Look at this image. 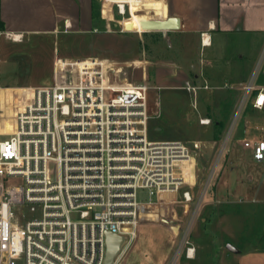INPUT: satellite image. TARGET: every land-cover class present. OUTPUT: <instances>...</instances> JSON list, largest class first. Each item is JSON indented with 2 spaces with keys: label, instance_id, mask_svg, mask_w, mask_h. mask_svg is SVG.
<instances>
[{
  "label": "built area",
  "instance_id": "1",
  "mask_svg": "<svg viewBox=\"0 0 264 264\" xmlns=\"http://www.w3.org/2000/svg\"><path fill=\"white\" fill-rule=\"evenodd\" d=\"M99 1L115 6L123 21L131 18V3H138V15L146 12L153 20L158 19L155 12L144 4L164 2ZM91 64L78 65L62 84L35 89L15 113L13 131L0 134L7 138L0 141V264H104L106 235L122 236L126 245L142 216L141 206H159L171 195L183 219L169 227L175 241L165 264L193 260L196 249L190 238L199 201L191 206L193 195L183 188L194 186L200 144L151 141L145 81L118 85L102 62ZM254 79L240 86L238 113L247 108L264 112V86ZM181 89L195 97L200 90L233 87L186 80ZM209 122L200 120L202 125ZM260 131L241 146L253 161L264 163V128ZM229 132L216 167L227 152ZM189 163L193 179L188 182L183 170ZM140 191L149 201H138Z\"/></svg>",
  "mask_w": 264,
  "mask_h": 264
},
{
  "label": "rangeland",
  "instance_id": "2",
  "mask_svg": "<svg viewBox=\"0 0 264 264\" xmlns=\"http://www.w3.org/2000/svg\"><path fill=\"white\" fill-rule=\"evenodd\" d=\"M166 1L168 0H164L165 3ZM93 6L99 15L94 19L101 20H97L101 25L99 26L100 30L112 32L118 38L117 51L115 56L113 55L112 61L115 63V71L110 75L111 80L118 85L136 84L143 80L148 87L149 139L151 141H178L186 145L192 142L200 144V150L196 154L193 166L194 186L189 188L186 185L183 188L190 190L193 195L191 206L199 201L190 238L196 249V257L193 262L183 258L180 264H208V252L211 251L208 248V240H221L219 227L221 211L219 210L220 206L215 204L213 195L217 182L226 171L240 169L243 177L241 181L247 194L244 203L240 201L239 205L234 206V211L230 210L228 224L235 225L234 222H236L241 225L243 230L240 235L245 252L249 251L250 253L253 248L264 251V163L253 161L246 149L241 148L240 143L251 133L259 136L262 134L260 128H264V115L260 113H255L253 116L243 115L244 111L238 113L242 98L238 80H242L247 74L246 69L249 67L246 63L247 61L249 63L254 57L256 41L250 39L249 36H243L237 40V43L244 44L245 56L240 64L236 55L232 56V60L245 66H231L233 71L226 73L228 78H231L227 84L233 87L232 90H200L194 97L181 89L183 82L190 80L197 83L194 80V75L200 74L204 75L208 81V73H206L205 67L199 64V61L204 57L191 38L169 35V41H166L157 34H138L126 28L127 26L124 24L131 18L127 19V16L124 22L118 16L115 6L100 1L93 3ZM139 15L147 14L144 12ZM247 44H251V46ZM168 45L171 46V49H168ZM24 48L32 49L33 47ZM233 50L230 48L228 53H232ZM2 56L3 50H0V57L2 58ZM132 56H136L140 61L149 60L150 64L134 65L129 63ZM192 66H195V70H192ZM120 68L121 70L118 71L117 69ZM31 70V60L24 54L1 61L0 86L28 83L32 77ZM43 72L44 69L40 70L38 75ZM252 77L255 78L254 80L264 79V48L256 57L247 82ZM15 97L17 100L18 94ZM201 119H207L210 122L207 125H202L200 124ZM244 119L250 124L248 128L244 126ZM215 120L223 122V134L218 140L214 137L213 131ZM12 124L13 119L0 122V134L8 135V126H12ZM228 132L230 137L227 142V152L225 150V155L219 160L216 167L220 144ZM4 136H0V141L7 139ZM189 173L192 178V172L188 169V173L185 174L186 180ZM247 175L251 176L250 181L245 178ZM167 198L161 202L163 204L149 207L150 212L154 216L169 221L174 216L175 220L171 223L176 224L181 215L180 205L174 195ZM152 200L155 201V198ZM138 201L142 203L149 201L147 193L140 191ZM146 207L147 205L141 206V212L145 211ZM213 207L218 208L219 211L215 210L211 217L208 212ZM149 216L148 214L140 216L134 235L129 241L126 240L124 253L118 258L117 264L121 259V264H160L166 252V256L169 254L168 248L171 242L169 236L166 235L161 225L147 224L153 223V219ZM210 222L213 223V229L208 228ZM172 239L174 242L173 236ZM234 240L230 246L237 243Z\"/></svg>",
  "mask_w": 264,
  "mask_h": 264
},
{
  "label": "crops",
  "instance_id": "3",
  "mask_svg": "<svg viewBox=\"0 0 264 264\" xmlns=\"http://www.w3.org/2000/svg\"><path fill=\"white\" fill-rule=\"evenodd\" d=\"M97 1L0 0V50H3L0 63L13 56L24 54L31 60L32 65V77L28 83L0 86V122L11 119L27 101L32 99L35 89L64 83L66 77L75 71L78 65L92 67L91 61H100L103 64V70L108 75H112L115 71V63L112 61L117 51L118 38L112 32H102L99 27L101 20L97 19L99 20L97 21L93 18L92 4L99 2ZM144 8L154 11L158 19L172 16L180 20L178 31L147 34H157L166 41H169V35L189 37L195 42L200 54H203L204 58L206 56L199 61V64L205 67L208 81L204 75H194L197 83L191 82L195 84L205 81L212 88L227 84L231 78H228L226 73L233 71L231 66H245L239 65L244 59L245 47L244 44L237 43V40L243 36L254 39L256 41L254 57L246 63L249 67L246 69V76L238 80L240 86L247 82L256 57L264 48V0H168L166 3L160 1L145 3ZM139 10L138 3H131V20L124 21V25L131 31H142L141 21L150 20L146 15H138ZM201 34H205L204 38L207 39L208 45L201 46ZM6 35L18 36L19 40H12ZM247 45L251 46V44ZM24 47L33 48L25 49ZM230 48L234 49L232 53H228ZM168 49H171L170 45ZM233 55L238 57L239 64L232 60ZM136 56H132L129 63L150 64L149 60L140 61ZM39 69H44L40 75H38ZM117 70L120 71L121 68ZM192 70H195V66H192ZM255 83L258 86H264V79L260 78ZM16 94H18L17 100ZM255 113L264 115V112L253 111L250 108L245 109L243 115L253 116ZM244 123V126L248 128L250 124L245 119ZM252 136L251 133L246 139ZM246 151L251 156L250 151ZM188 169L191 172V164L190 168L188 165ZM241 175L240 169L226 171L214 189V202L220 206L221 211L219 223L221 240H208V248L211 249L208 252V264H264V251L257 248H253L250 253L244 251L240 235L243 230L241 225L236 222H234L235 225L228 224L230 210L234 211V206L239 205L240 201L244 203V199H247ZM245 178L251 180L250 175ZM156 206L158 205L154 207ZM149 207L152 206H147L141 215H150L149 218L153 219V223L147 224L161 225L171 240L169 254L166 256V252V258L164 257L160 263L165 264L174 246L171 244L174 242L168 228L172 226L171 222L175 218L173 216L169 221L154 216ZM215 210L218 208H210L208 214L212 217ZM179 219H183L182 213ZM208 228L213 229V223H208ZM233 240L237 243L231 246L234 251H230L227 246L232 245ZM193 261L195 258L190 260V262ZM121 263L122 259L119 261V264Z\"/></svg>",
  "mask_w": 264,
  "mask_h": 264
},
{
  "label": "water",
  "instance_id": "4",
  "mask_svg": "<svg viewBox=\"0 0 264 264\" xmlns=\"http://www.w3.org/2000/svg\"><path fill=\"white\" fill-rule=\"evenodd\" d=\"M140 27L143 32H161L166 33L170 31H178L180 29V20L177 17L168 16L165 19H153L147 21H141ZM129 29L128 27H126ZM178 226L173 227V231L177 232ZM125 245V238L122 236L107 234L106 235V253L104 264H114L116 259L120 256L122 248ZM227 249L234 251V249L228 245Z\"/></svg>",
  "mask_w": 264,
  "mask_h": 264
},
{
  "label": "trees",
  "instance_id": "5",
  "mask_svg": "<svg viewBox=\"0 0 264 264\" xmlns=\"http://www.w3.org/2000/svg\"><path fill=\"white\" fill-rule=\"evenodd\" d=\"M92 16L93 18H96L98 15L97 11L95 10V7L92 4ZM213 131L215 134V138L220 139L223 134V122L215 120L214 125H213Z\"/></svg>",
  "mask_w": 264,
  "mask_h": 264
},
{
  "label": "bare ground",
  "instance_id": "6",
  "mask_svg": "<svg viewBox=\"0 0 264 264\" xmlns=\"http://www.w3.org/2000/svg\"><path fill=\"white\" fill-rule=\"evenodd\" d=\"M205 41H207V39H205ZM209 43L208 42H206V45H208ZM21 106V105H20ZM11 119H13L14 120V116L11 118ZM13 128H14V126H13V124H12V126H8V131H7V133H10L11 131H13ZM191 164V163H190ZM190 164H189V168H190ZM192 165V164H191ZM185 167V166H184ZM186 173H188V165L184 168V170H183V174H184V176H185V174ZM187 180L188 181H190L191 180V175H190V173H189V175H188V177H187Z\"/></svg>",
  "mask_w": 264,
  "mask_h": 264
}]
</instances>
